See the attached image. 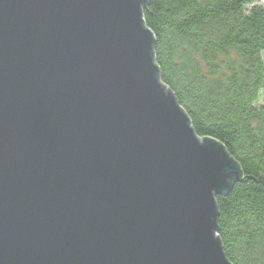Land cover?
<instances>
[{
	"label": "water",
	"instance_id": "95a60500",
	"mask_svg": "<svg viewBox=\"0 0 264 264\" xmlns=\"http://www.w3.org/2000/svg\"><path fill=\"white\" fill-rule=\"evenodd\" d=\"M150 0H0V264H233L239 162L160 78Z\"/></svg>",
	"mask_w": 264,
	"mask_h": 264
},
{
	"label": "trees",
	"instance_id": "16d2710c",
	"mask_svg": "<svg viewBox=\"0 0 264 264\" xmlns=\"http://www.w3.org/2000/svg\"><path fill=\"white\" fill-rule=\"evenodd\" d=\"M261 0H150L160 78L200 136L221 141L243 176L216 196L233 264H264V5Z\"/></svg>",
	"mask_w": 264,
	"mask_h": 264
},
{
	"label": "rangeland",
	"instance_id": "374dc122",
	"mask_svg": "<svg viewBox=\"0 0 264 264\" xmlns=\"http://www.w3.org/2000/svg\"><path fill=\"white\" fill-rule=\"evenodd\" d=\"M260 2L264 5V0H261ZM260 102L261 103L264 102V93H263V95L260 98Z\"/></svg>",
	"mask_w": 264,
	"mask_h": 264
}]
</instances>
